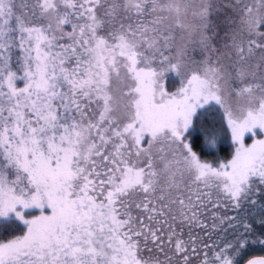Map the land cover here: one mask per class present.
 <instances>
[{"label": "snow or ice", "instance_id": "obj_1", "mask_svg": "<svg viewBox=\"0 0 264 264\" xmlns=\"http://www.w3.org/2000/svg\"><path fill=\"white\" fill-rule=\"evenodd\" d=\"M0 264H264V0H0Z\"/></svg>", "mask_w": 264, "mask_h": 264}]
</instances>
